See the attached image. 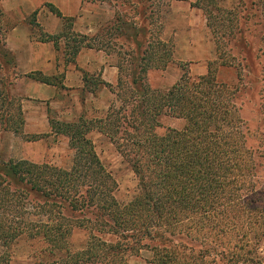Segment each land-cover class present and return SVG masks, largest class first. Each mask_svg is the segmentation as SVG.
I'll return each instance as SVG.
<instances>
[{"label": "trees", "instance_id": "obj_1", "mask_svg": "<svg viewBox=\"0 0 264 264\" xmlns=\"http://www.w3.org/2000/svg\"><path fill=\"white\" fill-rule=\"evenodd\" d=\"M213 2L216 8L222 9ZM193 5L204 10L200 2ZM258 5L262 7L264 16V0H259ZM46 6L64 21L60 34H45L42 38L53 41L58 49L59 38L72 30L73 20L64 16L52 3H46ZM36 14L37 10L30 20L33 25L38 24ZM206 17L212 28L210 16ZM149 24L152 29L158 28L159 36L147 43L141 56H130L126 65L121 62L117 65L119 78L116 87L128 89L129 98L119 93L115 85L99 80L121 99V107L111 106L108 109L106 121H102L103 130L111 136L122 157L131 164L139 180L138 195L124 206L119 203L114 194L117 182L95 151L89 136L92 130L89 124L85 121L78 124L75 121L50 120L52 130L68 136L70 145L76 150L73 168L67 171L28 161L6 165V170L0 169V207L9 211L8 204L14 198L22 201L34 196L35 199L29 200L34 207L50 216H60L63 223H58L57 228V225L27 221L23 217L17 225L0 214V241L5 246L10 248L11 243L26 231L33 237L40 234L55 243L59 239L54 235L50 237L48 231L41 227L64 236L70 231L73 214L82 213L84 224L98 231L103 239L106 238L102 240L93 233L88 248L84 250V257H87L84 264H90L88 262L94 261V258L99 260L95 245L105 247L101 251L107 249L102 257L106 260L103 264H127L128 256L139 255L144 249L154 253V264H227L230 253L226 249H218L223 246L218 245L223 241L217 233L227 235L230 224L235 226L247 210L252 214L261 212L255 200L256 185L249 189L244 183L237 185L238 180L246 176V171H256L259 166L254 159L247 157V137L241 127V110L230 103L227 95L236 90L232 91L229 85L218 81L216 68L211 64L207 74L193 79L187 73L166 92L149 89L144 80L148 71L165 69L173 61L175 51L174 41L161 37L164 25L160 21L154 24L152 20ZM262 25L264 29V23ZM229 28L231 30L227 24V32ZM237 28L242 47L253 44L249 40L254 37L251 26L239 23ZM152 29L146 30V33L153 36ZM232 30L234 33L235 27L232 26ZM212 32L217 38L213 28ZM71 34L73 40L81 44L73 47L74 57L66 59L68 62L73 61L83 47L94 48V45L78 40L77 36L85 38V35ZM130 42L136 52L143 47L136 37ZM220 44L219 38L216 39L220 62L227 64ZM31 76L47 84H61L55 77L41 73ZM88 78V73H84L86 85L89 84ZM18 108L22 117L21 106ZM164 115L184 118L187 124L182 130L170 128L160 135L156 129L159 118ZM13 129L21 133L18 128ZM249 192L254 196L244 202L241 194ZM21 206L24 207L25 203ZM87 215L93 217L85 219ZM206 216L212 217V222L214 220V224L208 226L214 233L210 230L211 233L204 232L200 236L201 226L202 231L206 228ZM190 220V224H185ZM210 234H214L216 239L211 240V245L202 246L204 239L201 238ZM110 235L116 239L107 240ZM197 239L202 240L200 247L194 243ZM7 256L4 259L9 261ZM242 260L239 255L234 263L239 264Z\"/></svg>", "mask_w": 264, "mask_h": 264}, {"label": "rangeland", "instance_id": "obj_2", "mask_svg": "<svg viewBox=\"0 0 264 264\" xmlns=\"http://www.w3.org/2000/svg\"><path fill=\"white\" fill-rule=\"evenodd\" d=\"M75 1L73 14L67 16L72 18L73 28L68 35L62 36L58 40L59 47L57 50L64 52L66 59H72L74 57L72 54L73 47L81 44L73 40L71 32H74L75 35L86 36L85 38L77 36L83 44L90 43L94 45V48H92L94 50H98L97 48L101 46L103 49L99 51L113 55L117 65L119 62L126 65L130 56H141L147 43L159 36L157 34L158 28L154 27L152 29V25L149 23L151 20L154 24L160 21L164 25L162 39H172L174 41L175 30H180L184 32L182 37L184 40L195 39L198 42L195 45L187 43V46L181 52L183 59L176 56L175 51L173 61L165 69H150L144 79L149 89L153 88L166 92L180 77L187 73L193 79L207 74L208 67L211 64L216 68L218 81L229 85L232 91L236 90L227 95L230 103L236 104L241 110V127L247 137L245 147V150L248 151L247 157L250 156L259 166L256 171H246V176L239 179L237 185L244 183L246 189L256 185L255 191L258 195L256 194L255 200L261 212L252 214L247 210L248 212L235 226L230 224L227 235L217 233L223 241V244H218L223 245L219 246L218 249H226L230 253L227 258L229 260L226 261L227 264L229 262L236 264L234 261L238 259L239 255L244 259L239 264H264V29L262 25L264 16L262 15V7L258 5L259 0H184L185 2H182L179 7L180 13L184 15L183 19H172L173 16L170 15L171 4L176 0ZM213 1L218 3L222 9L216 8ZM196 2L202 3L201 7L204 10L194 6L193 4ZM38 12L39 10H37V14ZM1 13L2 10H0V15ZM205 14L210 16L209 21H211L212 28L217 32V38L208 25V18ZM31 19H33V13L28 17V21L30 22ZM239 23L251 26L254 37L249 40L253 41V44L242 47L241 34L238 32L239 28H237ZM227 24L229 27L231 26V30L229 28L228 32L226 29ZM76 26L78 30H76ZM232 26L235 27L234 33ZM148 29H152L153 36L146 33ZM245 29L247 28L245 27ZM224 32H227V34L222 36ZM236 32H238V35H236ZM44 35L45 33L42 32L40 38L42 39ZM135 37L143 44V47L137 51L138 53L134 44L132 46L130 42V39ZM218 38L221 43V53L227 64H221L217 48L215 49L216 39ZM208 42L213 47L211 56L207 53ZM192 46L196 48L194 52L189 50V47ZM215 61H217L216 64L213 63ZM14 66V57L4 47V33L0 26V169L6 170V165L10 163L28 161L38 165H49L53 168L71 170L75 164L76 150L70 145L68 136L54 131L43 134L24 133L25 118L22 110L24 97L22 92H19L14 86L15 77L18 78V76H14ZM124 73L126 74V71ZM88 75L87 91H95L100 88L101 72L89 73ZM61 76L63 75L51 77H55V80L59 82L58 80H62ZM115 88L125 98H129L128 89H119L116 85ZM87 91L84 89V95L87 94L85 93ZM113 98L111 104L107 105V108L102 111L87 109L84 106V110L73 121L78 124L85 121L89 124L88 127H92L89 136L94 143L95 151L116 180L117 189L114 194L119 203L124 206L138 195L140 187L138 177L134 173L131 164L122 157L111 136L103 130L102 121H106L105 117L108 109L111 106L115 108L122 106L121 99L116 94ZM19 105L21 106L22 117L19 115ZM8 119H11L9 123L7 122ZM22 119L24 122H22ZM50 120L66 122L59 120L58 113L55 111L51 113ZM14 121H16V124H14ZM186 124L187 121L184 118L164 115L159 118V127L156 131L158 134L163 135L170 128L182 130ZM13 128H18L21 133H16ZM251 194V192L241 194L244 202L251 200L254 196ZM30 199L35 198L30 196L28 200L24 198L22 201L14 198V201L8 204L10 210L6 211V209L0 207V214L3 217H8L10 221L17 223V225L21 223L23 217L27 221L57 225V228L59 227L58 223H63L60 216L55 214L50 216L34 207L29 202ZM22 203H25L24 207L21 206ZM88 217H93V215H87L85 219H89ZM71 218L70 231L61 237L55 230L50 231L41 227L44 231H48L50 237L54 235L59 239L55 243H52L50 238H44L40 234L33 237L27 231L11 243L10 248L0 241V264H84V260H87V257H84V250L88 248V242L93 233L102 240H106V238L103 239L98 231L84 224V214L75 213ZM211 218L206 216V228L202 231L203 227L201 226L200 236L204 232L214 233L211 228H208L209 225L214 224V220L212 222ZM190 222L191 220L186 221L185 224H190ZM107 237L109 241L116 239L112 235ZM182 237H185V235H182ZM214 237V234H210L207 238H201L204 239L202 246L211 245V240ZM202 240L197 239L194 243L200 247ZM95 248H97L95 250L97 256H100L99 260L94 258V261L87 262H91L90 264L105 263L106 260H103L102 257L107 249L101 251L105 247L100 245H95ZM5 256L9 261L4 259ZM153 257L154 253L151 250L144 249L139 255L128 256L127 264H151Z\"/></svg>", "mask_w": 264, "mask_h": 264}, {"label": "crops", "instance_id": "obj_3", "mask_svg": "<svg viewBox=\"0 0 264 264\" xmlns=\"http://www.w3.org/2000/svg\"><path fill=\"white\" fill-rule=\"evenodd\" d=\"M75 2V0H0L2 10L0 26L4 33V47L14 57V76H18L15 77L14 86L24 97L22 110L25 134L52 133L50 115L54 111L58 113L59 120L70 122L78 117L84 106L87 109L102 111L111 104L113 96L115 97L113 91L105 84H100V88L95 91H87L84 81V73L101 72L102 81L116 85L119 68L113 55L92 48H82L73 61L67 62L64 52L57 50L53 41H44L40 38L42 32L55 35L64 28L63 19L51 12L45 3H52L64 16H70L74 12ZM182 2L185 1L172 2L170 12L172 19H183L184 15L179 11ZM36 10H39L36 19L38 24L33 25L28 21V17ZM75 28L78 30L77 26ZM183 35V31L174 32V50L179 58H182L181 52L187 43L195 45L198 42L195 39L184 40ZM194 48L189 47V50L194 52L196 50ZM211 50L213 51V47L208 42L207 53L210 56ZM38 72L49 77L63 75L62 80L59 78L61 84H47L31 76ZM84 89L87 91L85 95Z\"/></svg>", "mask_w": 264, "mask_h": 264}]
</instances>
